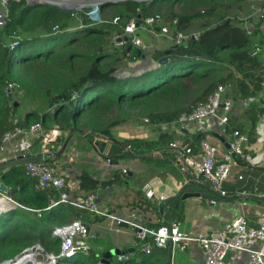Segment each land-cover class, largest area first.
I'll return each instance as SVG.
<instances>
[{
  "label": "trees",
  "instance_id": "16d2710c",
  "mask_svg": "<svg viewBox=\"0 0 264 264\" xmlns=\"http://www.w3.org/2000/svg\"><path fill=\"white\" fill-rule=\"evenodd\" d=\"M10 1L8 21L0 27V149L4 135L20 126L21 102L15 100L14 90L9 94V84L41 97L49 108L28 112L23 119L27 128L41 124L46 131L57 125L65 132L87 130L91 140L113 136V129L146 119L161 126L176 123L206 102L219 85L228 86L242 101L256 99L264 90V65L251 49L244 26L245 18L253 14L251 4L263 1L264 9V0H108L98 7L104 14L113 10L107 21L96 19L94 9L67 11L29 0ZM154 15L163 16L171 26L177 20L175 31L196 30L199 40L174 48L154 71L122 76L134 59L119 35L131 19L142 22ZM14 42L17 48L11 49ZM167 130L156 142L129 139L126 144L141 156L165 151L173 144V133ZM0 177L23 207L0 215V264L39 244L59 257L62 241L52 236L55 227L84 215L100 218L68 204L46 211L50 199L59 200L60 195L40 191L25 166L0 170ZM118 180L116 175L99 184L83 174L81 189L92 194ZM146 199L137 201L143 212L149 205ZM31 210H40L42 217ZM101 254L93 247L89 256L78 252L72 259L59 257L55 264H100ZM130 259L129 264H153L149 255L137 250Z\"/></svg>",
  "mask_w": 264,
  "mask_h": 264
},
{
  "label": "crops",
  "instance_id": "0c3cea01",
  "mask_svg": "<svg viewBox=\"0 0 264 264\" xmlns=\"http://www.w3.org/2000/svg\"><path fill=\"white\" fill-rule=\"evenodd\" d=\"M263 1L253 2L251 9L253 14L245 18L244 26L251 32V49L254 50L259 61L264 65V9ZM170 26V24H168ZM155 27L148 33L140 32L138 37L144 45L153 47L142 59H134L128 62L126 75H141L151 72L160 67L175 46L173 41L168 40L169 26ZM172 27V26H171ZM191 31V32H195ZM175 32V30H174ZM145 33V34H143ZM158 33L165 36L157 39ZM197 33V32H195ZM144 36V39L141 37ZM230 98H223L222 105L217 117L206 121L187 125L183 129L172 126L168 130L158 124L131 123L112 131L113 137L126 143L129 139H143L152 142L158 141L163 132L173 133L172 143L178 144V148H171L159 152L160 156L149 161L135 160L125 151L121 156L112 158L108 163L104 157L96 154L91 148L89 137H83V141L72 142L73 136L65 153L54 159L55 154L62 146V139L66 138L68 131H61L55 137V141L46 144L45 141L34 146L37 139H33L31 146L21 153L20 157H32L42 154V158L53 155L50 164L56 168L66 180L71 198L82 201L89 193L81 189V176L90 175L99 184L109 182L117 175L120 182L116 181L113 186L99 189L95 194L98 197L99 207L109 209L114 216L127 220L138 221L149 228L159 226L176 225L182 232L188 234H207L222 230L226 225L234 221L238 216H244L249 226L258 227L264 221V90L258 98L242 101L230 93ZM263 111V112H262ZM30 112V109H28ZM27 112V113H28ZM26 115H21L23 120ZM23 123H25L23 121ZM54 129V128H53ZM49 131V130H48ZM240 132L246 139V158L236 157L228 178L223 184L227 197L219 200L216 205H211V199L217 198L211 189L210 183L201 175L202 151L199 146L203 139L219 148L218 158L229 150L228 144L233 141L234 133ZM81 136V135H79ZM82 137V136H81ZM25 138L20 136L14 141L3 145L0 149V164L10 158L11 148L15 143L23 145ZM98 139L97 136L94 140ZM171 143V144H172ZM23 147H25L23 145ZM191 149L187 153V149ZM107 153V152H106ZM153 153V152H152ZM179 159L182 161L180 162ZM118 162L119 164H115ZM127 169L128 174L122 170ZM196 178L199 184L189 188L201 193L200 198H191L185 201L175 198L185 183L191 181V176ZM4 183L0 177V184ZM5 184V183H4ZM115 186L118 192L115 194ZM148 188H154L160 195L168 197V202L158 201L151 203L143 212L137 206V201L145 197ZM10 190V188H8ZM112 189V191H109ZM145 200V199H144ZM147 204V203H146ZM111 213V214H112ZM83 220L90 226L91 231L97 238L94 247L104 253L113 249L126 251L127 255L138 252L136 233L131 226L121 225V231H115L119 227L109 219L94 218L84 215ZM149 245L152 240L149 239ZM172 246V247H171ZM255 249L261 250L259 245ZM264 251V250H263ZM137 253L136 256L137 257ZM153 264H204L206 254L197 244H189L186 249L178 245L169 244L166 249H153L149 254ZM118 263L117 257L112 264ZM223 264H250L247 253L231 252Z\"/></svg>",
  "mask_w": 264,
  "mask_h": 264
},
{
  "label": "built area",
  "instance_id": "2783aa9c",
  "mask_svg": "<svg viewBox=\"0 0 264 264\" xmlns=\"http://www.w3.org/2000/svg\"><path fill=\"white\" fill-rule=\"evenodd\" d=\"M36 3H46L55 4L59 3L52 0H29ZM81 1V0H80ZM108 0H96L94 5L96 7L101 6ZM113 1V0H109ZM10 0H0V27H4L9 18L10 13ZM16 3H20L21 0H15ZM62 4V3H61ZM93 5V4H92ZM88 5H84L86 8ZM119 18L114 20L117 24ZM170 24L161 15H154L145 18L142 22L138 19L133 18L129 21L124 31L121 32L119 38L123 41L120 44L127 46L131 44L133 46L140 47L143 52L149 53L153 50V47L149 45H144L142 41L138 38L137 32H146L149 30H154L155 27H160L163 30L166 26ZM172 26L178 24L177 20L172 22ZM171 25V24H170ZM165 26V28H164ZM175 29V27H174ZM174 43L176 47L184 46L188 44V41L196 42L199 40V33L195 32H174ZM248 35L251 32L248 30ZM164 33H158L157 39L164 37ZM128 38V42L125 43L124 39ZM18 40H20L18 38ZM18 42L10 43L11 49L17 48ZM147 51V52H146ZM18 88L17 84H9L8 92ZM229 87L226 85H219L213 93L208 97L207 101L199 104L195 107L192 112L188 114H183L178 122L171 125L163 124L165 129H169L172 126H179L184 128L187 125L195 124L198 122H203L212 117H217L222 105V101L226 93H229ZM252 101V99H251ZM149 123V120H145ZM262 122L264 123V115L262 116ZM18 123V121H16ZM61 131V128L57 125L54 129L46 131L43 129L41 124H34L31 127L22 128L21 126H16L13 131L7 132L3 139V145L14 141L16 138L23 136L25 142L21 144L15 143L10 152V157L12 159H18L22 152L31 146V141L37 139L39 135L44 136V141L46 144H51L55 141V137ZM247 145V139L238 131L234 133V139L230 143L229 150L222 156L221 159L218 158L219 148L211 144L208 140L203 139L200 141V148L202 151V163L200 167L201 175L210 183L211 189L217 198L211 199V205H216L219 200L227 197V192L223 188L225 180L228 178L233 165L235 164L236 157L246 158L245 150ZM173 148H178V144L174 143L171 145ZM191 149H187V153H190ZM53 155L49 154L48 157L42 158L41 164H28L26 165L27 175L37 180V188L40 191H56L59 193V200L50 199L49 207L46 211L60 205H71L83 211H88L93 215L99 216L100 218L109 219L112 223L119 227H115L117 232L121 231L120 226L126 223L128 226L134 229L136 233V239L142 245V251L144 254H151L153 249H166L169 244L178 245L181 249H186L189 244L199 245L206 254V261L204 264H223L227 258V255L231 252L236 253H247L249 255L250 264H264V221L260 222L258 227H251L248 224L247 219L244 216H238L234 221L226 225L222 230L216 231L210 235L207 234H188L182 232L180 228L176 225L161 226L159 228H149L142 223V220L138 221H127L120 219L110 213L109 209H102L98 204V197L95 193L89 194L84 200L78 201L70 197L69 193L66 191L67 185L66 180L59 172L50 164V159ZM181 162L182 160L179 159ZM110 163V160H107ZM123 174H128V170H122ZM146 198L151 201V203H156L158 201L167 202L168 197L165 195H159L154 188H148L145 192ZM9 199L14 205V209L22 207L14 199H10L5 195L0 193V200ZM23 208V207H22ZM30 210V209H28ZM10 211V209H4L0 211V215ZM35 211V210H31ZM38 217H42V212L40 210L35 211ZM52 236L58 238L62 241L61 250L59 257L72 259L78 252H82L89 256L91 250L94 247V242L97 238L90 226L83 220L77 219L73 220L69 224L64 226L55 227L52 231ZM149 239L152 240V245H149ZM259 245L261 250L255 249V246ZM45 251L41 245H36L34 247L26 249L20 256L27 254L39 255L40 252ZM26 255V256H27ZM50 264H55L59 257L53 254H47ZM118 264H129L130 256H120L117 257ZM16 260L5 261L2 264H10Z\"/></svg>",
  "mask_w": 264,
  "mask_h": 264
},
{
  "label": "water",
  "instance_id": "95a60500",
  "mask_svg": "<svg viewBox=\"0 0 264 264\" xmlns=\"http://www.w3.org/2000/svg\"><path fill=\"white\" fill-rule=\"evenodd\" d=\"M84 1V0H81ZM118 1V0H117ZM117 1H111V2H117ZM119 1H124V0H119ZM132 1H136V2H151L152 0H132ZM36 3V2H33ZM37 4V3H36ZM58 7H64L63 4L61 5V3H55L52 4ZM119 42H122L123 39L119 38L118 39ZM125 43L128 42V38L124 39ZM191 41H188V44H190ZM176 48V47H174ZM171 49V51H169L170 53L174 50ZM126 50L127 52L130 53V55L134 58V59H142L145 57V55L143 54V51L140 47L137 46H133L131 44H127L126 46ZM254 52V51H253ZM230 92L226 93L225 98L229 99L230 98ZM19 123L20 126L22 128H25V124L23 123V120L20 118L19 119ZM79 134L82 137H87L91 134L90 131L87 130H79L76 128H72L68 131V134L66 136V139L64 141V143L62 144L61 148L58 150V152L55 154L54 159H57L59 156L63 155L66 151V149L68 148V145L70 144L72 138L74 135ZM98 139L94 140V141H89V144L91 146V148L93 149V151L96 154H99L102 158L104 157V159L106 160H110L112 163L113 161L111 160L112 158H115L117 156H121L123 154V152L125 151L126 153H128L130 155L131 158L135 159V160H143V159H153L156 158L158 156H160L159 152H153L147 155H136L131 151V148L129 146H127L126 143L121 142L119 140H117L115 137L113 136H103V135H98L97 136ZM44 141V136H40L36 143L34 144V146L39 145L40 143H42ZM230 147V145L228 144V148ZM107 152V153H106ZM41 160H42V154H37L35 156L32 157H19L18 159H12L11 157L8 159V161H6L5 163H1L0 164V170H7V169H11L13 167H17V166H26L28 164H41ZM116 165L119 164L118 162L115 163ZM189 179H187V182L185 183V185L183 186V188L180 190L179 194L177 195V197L174 199L175 203L178 202V199H181L182 201L191 199V198H200L201 197V193L189 188V186H192L194 184H199L196 181V178L192 175L191 176V181H188ZM109 191H112V189H110ZM0 193L2 195L7 196L10 199H14V193L13 191L10 189H8V187L4 184L1 183L0 184ZM6 202H8V205L10 206L9 209L12 210L14 209V205L11 201H9V199H6ZM99 202V201H98ZM168 202V201H167ZM122 225H124L125 227H127L126 223H123ZM172 247V246H171ZM127 255L126 251H121L120 249H113L107 252H104L101 254V261L100 264H112L114 262V259L116 257H120V256H125ZM28 256V255H27ZM18 257L15 258V260H17Z\"/></svg>",
  "mask_w": 264,
  "mask_h": 264
},
{
  "label": "rangeland",
  "instance_id": "374dc122",
  "mask_svg": "<svg viewBox=\"0 0 264 264\" xmlns=\"http://www.w3.org/2000/svg\"><path fill=\"white\" fill-rule=\"evenodd\" d=\"M52 1H55V0H52ZM113 1H117V0H113ZM56 2L62 3L64 7H59V8H61L63 10H67V11H81V10H85V9H94L93 15L96 19H98L100 21L109 20L111 15L114 13L113 10H107L104 14V13L100 12L98 10V7H96L94 5L95 2H87L85 0L84 1H80V0H56ZM84 5H88V6L85 8ZM166 31L169 34V36H168L169 39L165 40V42H168L170 40L174 42V39H173V37L175 35L174 34V28L171 27V25H170ZM139 33L140 32H137V36ZM145 33H143V34H145ZM141 37L144 39V36L142 34H141ZM124 74H126V70L122 73V76ZM13 96H14L15 100H20V102H21V106L19 109L20 115H26L28 112V109H30V111L31 110H34V111L38 110L41 112H45L49 109L48 106L44 103V101L41 100V97H38L34 94L25 93V90L19 89V87L16 88ZM118 115H119V112H116L115 117H118ZM83 139H84L83 137L76 135L73 142H72V145L75 143V141L80 142V141H83ZM118 191H119L118 187L115 186V194H117ZM137 249H138V253H140V252L143 253L142 245L139 242H138ZM47 254H51V253H47L46 251H43V252L41 251L39 255L35 256L36 264H50Z\"/></svg>",
  "mask_w": 264,
  "mask_h": 264
},
{
  "label": "bare ground",
  "instance_id": "6f19581e",
  "mask_svg": "<svg viewBox=\"0 0 264 264\" xmlns=\"http://www.w3.org/2000/svg\"><path fill=\"white\" fill-rule=\"evenodd\" d=\"M9 205L8 202H6L5 200H0V211L4 210V209H9ZM27 254L21 256L20 258H18L15 262H12L10 264H36V260H35V256H37L36 254H30L28 256H26Z\"/></svg>",
  "mask_w": 264,
  "mask_h": 264
}]
</instances>
